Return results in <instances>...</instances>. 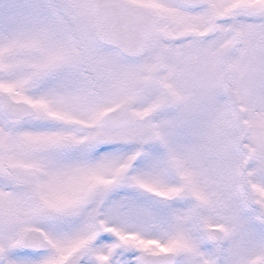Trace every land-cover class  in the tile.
Returning <instances> with one entry per match:
<instances>
[{"label":"snow or ice","instance_id":"6c2138e0","mask_svg":"<svg viewBox=\"0 0 264 264\" xmlns=\"http://www.w3.org/2000/svg\"><path fill=\"white\" fill-rule=\"evenodd\" d=\"M0 264H264V0H0Z\"/></svg>","mask_w":264,"mask_h":264}]
</instances>
